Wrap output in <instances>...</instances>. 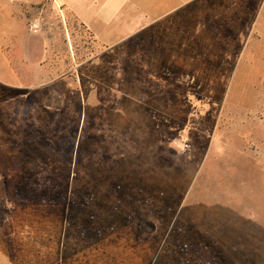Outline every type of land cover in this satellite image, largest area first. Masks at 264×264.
Returning <instances> with one entry per match:
<instances>
[{
	"label": "rangeland",
	"instance_id": "1",
	"mask_svg": "<svg viewBox=\"0 0 264 264\" xmlns=\"http://www.w3.org/2000/svg\"><path fill=\"white\" fill-rule=\"evenodd\" d=\"M75 2L0 0V264H264V0Z\"/></svg>",
	"mask_w": 264,
	"mask_h": 264
},
{
	"label": "crops",
	"instance_id": "2",
	"mask_svg": "<svg viewBox=\"0 0 264 264\" xmlns=\"http://www.w3.org/2000/svg\"><path fill=\"white\" fill-rule=\"evenodd\" d=\"M71 1L73 4L76 3L75 0ZM167 1L172 7L177 0H146V2L144 0H78L79 6L76 5L78 10L74 11L96 40L106 42L114 38L120 29L126 30L128 26L133 25V18L142 15L144 8H150V2L157 5L158 14H164ZM120 14L127 16L122 25L116 23V17ZM104 22L106 29L103 32L99 30V26Z\"/></svg>",
	"mask_w": 264,
	"mask_h": 264
}]
</instances>
